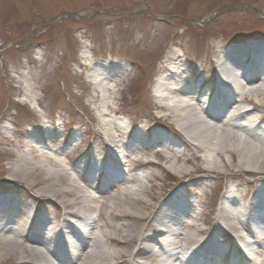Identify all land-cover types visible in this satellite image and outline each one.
<instances>
[{
  "label": "rangeland",
  "instance_id": "rangeland-1",
  "mask_svg": "<svg viewBox=\"0 0 264 264\" xmlns=\"http://www.w3.org/2000/svg\"><path fill=\"white\" fill-rule=\"evenodd\" d=\"M259 43L264 44V0H0V228L7 222L11 226L26 224L29 229L24 232L32 236V214L48 220L46 225L39 224L41 232L68 223L77 228L83 222L76 217L83 202L67 195L75 185L87 195L91 219L98 214L89 235L103 239L112 260L159 264L149 252L130 260V243L119 238L125 232L123 223H132L147 233L152 220L144 216L158 211V215L165 214L160 216L166 223L196 236L192 248L215 234V252L208 264H228V256L221 255V249L228 245L232 249L229 264H264V239L259 238L264 233L253 235L251 228L244 229L230 215L247 209L249 227L259 226L264 210L259 209L264 200V173L235 166L238 157L233 154L213 152L211 156L222 168L211 172L207 168L210 151L204 148L199 152L196 142H186L178 134V151L161 146L147 158L141 155V161L161 164H147L136 171L140 164L135 166V158L128 156L130 148L147 147L142 142L146 131L179 129L177 113L184 110L173 109L172 101L193 103L190 108L205 118L202 106L190 95L200 88V95L216 97L214 92L221 86L218 75L225 65L231 64V59L242 61L244 50ZM248 63L240 62L234 72L241 68L249 71ZM225 70L231 72L228 67ZM242 81L240 94L233 97L238 103L227 111L250 109L234 124L248 127V141L264 148V91L248 92L264 81ZM179 91L182 94L172 101L162 98ZM69 124L79 134L78 146L62 143L61 134ZM134 132L137 137H132ZM235 132L238 137L247 133L241 129ZM113 155L122 161L118 163ZM73 160L83 170L72 171L68 161ZM92 160L114 170L95 190L84 180ZM37 166L38 174H31L30 168ZM55 173L58 176L53 179ZM176 179L181 182L176 184ZM52 182L59 191L55 198L39 197V190L50 188ZM8 184L16 187L9 189ZM24 191L32 192L39 201ZM126 193L143 214L139 225L136 216L129 215L124 221L117 217L121 212L112 213L109 208L115 197ZM43 200H48V206ZM19 201L28 204L30 216H23L21 208L16 211ZM196 202L202 209L200 219L186 211L192 212ZM223 207L229 210L224 217ZM223 218L235 224L237 231L221 226L219 219L223 222ZM19 232L0 231V264L28 261L22 250L34 244L21 243ZM115 237L120 244L112 242ZM6 240H13L19 252L4 253ZM177 240L178 246L186 243L185 239ZM149 242L146 245L151 248ZM181 247L174 251H182ZM200 257L185 259L204 264Z\"/></svg>",
  "mask_w": 264,
  "mask_h": 264
},
{
  "label": "bare ground",
  "instance_id": "bare-ground-1",
  "mask_svg": "<svg viewBox=\"0 0 264 264\" xmlns=\"http://www.w3.org/2000/svg\"><path fill=\"white\" fill-rule=\"evenodd\" d=\"M258 48L263 47L264 44L257 45ZM229 56L228 58H231V54H227ZM227 58V59H228ZM234 62V61H233ZM241 62V61H240ZM238 61H235L234 64L237 65V67L240 65ZM254 64V62H253ZM224 65V63H223ZM252 64H250V68L252 69ZM224 67V66H223ZM228 65H225V68L222 69L221 73H219V80L221 83V86L223 89H226V92L222 93L220 88L216 91L217 95L219 97L223 98H232L236 91L239 92L241 87L244 85V82L242 80L247 81L246 84H252L258 83L261 81H264V77L261 75H255L253 73H248L249 71H242L241 74L235 73L234 69H237L236 67L233 69L228 68L230 73L226 72V68ZM240 69V68H239ZM232 78V80H231ZM242 79V80H241ZM230 80L233 81L230 83ZM263 83V82H261ZM264 83L259 84L256 87H253L251 90H249V94L253 95V93L264 91ZM182 93L179 92H169L168 94L163 95L164 100H170L174 99L175 97L181 95ZM240 94V93H239ZM170 98V99H169ZM171 103V107L173 109H179L183 107V112L177 113V118L180 120L179 129H177L176 133L179 136H182L186 142L194 141L196 142V147L199 152H203L204 148L208 149L210 152L207 153V160L208 164V170L211 172L219 171L222 168V165L217 161L215 158H213V155L211 152L216 153L218 155L219 153H230L238 157V163L237 167H245L249 169H256L258 172L261 171L264 173V148L260 147L259 144L256 145L255 143L248 141L247 136L251 133L247 130L248 127L245 125H232V129H225L218 126V124L214 123H207V121L197 115V113L194 112V109H191L188 103H181V102H174ZM234 105V104H233ZM251 111L250 109H247L245 111H242L240 109H237L235 112L232 113V119L236 120V118H242L245 114L249 113ZM242 130L247 131V133L241 134L242 136L238 137V133L235 132V130ZM253 130V127L250 128ZM235 132V133H234ZM240 139V143L237 144V141ZM112 141V139H111ZM28 168V167H27ZM30 168L31 174H36L38 169L37 167ZM183 169V168H182ZM26 174H29L30 171L28 169H25ZM38 174V173H37ZM58 174L55 173L53 179L56 178ZM54 183L52 182V185L50 188H43L39 190V195L41 197L44 196H50L52 198H55L59 191H56L54 188ZM262 187V186H261ZM135 191H132L133 194L137 193ZM67 195L74 197L75 202H83V209L80 214L76 215L78 219L83 220V222L86 224V226H91L94 224V220L91 219V217L88 215L89 211L92 209V206L86 202L87 195L83 192V190L78 186H73L69 191H67ZM94 200V199H93ZM134 198L129 194H125L124 196H117L113 199V202L111 203V206L109 207L112 213L118 211L121 212V216L117 215L118 218L121 220L127 221L126 217H129V215L136 216V221L138 222L137 225L141 222V216L143 215L140 211L136 210L134 208ZM228 200V199H227ZM232 201V200H230ZM94 202V201H93ZM67 207L71 205V203H64ZM107 207V206H106ZM228 212L225 207L221 209V215L224 217V213ZM161 212L160 214H162ZM71 214V212H70ZM160 214H155L154 220L151 221V223L148 225L147 232L149 233H141V230L138 226H135L132 223H123V227L125 228V232L121 233L119 236L120 239H123L122 241L131 242L129 244V255L132 256L133 252L138 249L139 255L146 254L150 248L146 245L149 241L153 240L155 238V235L161 236L169 233L171 236L174 237V239H169L164 245L159 246L160 250V256H159V264H172V262L169 261V258L174 261H178L180 264H189L188 261L185 259L188 257L194 258L198 253V248H192V243H195L197 240L196 236L190 233L182 234L179 232V230L172 224L166 223L164 217L160 216ZM123 215V216H122ZM149 215V214H148ZM145 215L144 217L148 216ZM153 213H150L149 217H151ZM163 215H165L163 213ZM230 215L233 218H236L240 225L244 226V229L248 230L249 226L247 224V221L245 219V216L247 215V209L245 210H234V213H230ZM143 217V218H144ZM244 217V218H243ZM129 220V219H128ZM223 222L220 221L221 226L222 224L227 225L229 228L234 229L237 231V226L233 223L227 222L223 218ZM45 222V220H44ZM10 224V223H8ZM161 224V228H160ZM171 225V226H169ZM94 226V225H93ZM27 225L21 224L17 225V227H9L5 229H0V231L5 232H17V231H26ZM155 230L156 234H151V231ZM124 231V230H123ZM24 234L23 232L19 233ZM73 237L76 242H71L69 240V237ZM118 237L113 238L112 240L116 243L120 242V239ZM183 238L186 240L185 245L181 247L178 246L176 243V239ZM137 239H143L144 243H139L138 246H135V243ZM32 243H39L43 245L44 247H47L49 242L51 240L60 242V247L64 248L66 246H69L73 249V259L71 260L75 264H106L108 262H112V256H110L107 252L105 247V242H103L102 239H96L92 238L89 235H86L85 233H81L73 227L71 223H68L67 225H63L60 227H51L50 231L47 236H44L38 232H34L31 237ZM93 240L92 248L88 249L89 243ZM178 242V241H177ZM20 243V241L18 242ZM54 243V242H53ZM56 244V243H55ZM4 253L8 254H14L16 252H19V249L15 246V243L13 240H6L4 243ZM203 245L202 242H200L199 246ZM58 246V245H57ZM198 246V247H199ZM182 248V251H174L176 248ZM48 248V247H47ZM60 248V249H61ZM203 248V247H202ZM49 249V248H48ZM58 247H54L49 249L48 257H46L42 252L37 251L36 249L30 247L27 249L22 250L23 253H26V257L28 258L29 263L31 264H53L51 262L52 259L59 256L55 251H57ZM191 254V255H190Z\"/></svg>",
  "mask_w": 264,
  "mask_h": 264
}]
</instances>
